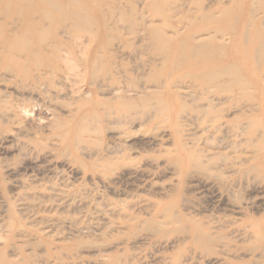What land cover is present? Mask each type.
Segmentation results:
<instances>
[{
	"label": "rangeland",
	"instance_id": "1",
	"mask_svg": "<svg viewBox=\"0 0 264 264\" xmlns=\"http://www.w3.org/2000/svg\"><path fill=\"white\" fill-rule=\"evenodd\" d=\"M0 264H264V0H0Z\"/></svg>",
	"mask_w": 264,
	"mask_h": 264
},
{
	"label": "bare ground",
	"instance_id": "2",
	"mask_svg": "<svg viewBox=\"0 0 264 264\" xmlns=\"http://www.w3.org/2000/svg\"><path fill=\"white\" fill-rule=\"evenodd\" d=\"M76 7V6H75ZM80 9V8H79ZM81 14H82V12H81ZM88 15V14H87ZM90 15V14H89ZM82 17H83V15H81ZM79 19L78 20H80V21H83V22H86V23H88V19L87 18H85V17H83V18H81L80 16H77ZM30 33L28 32V33H26L24 36H25V38H20V39H15V40H11V41H8V44H13V46L15 47V46H17V45H20L21 44V42L23 43V42H26V40H27V38L30 36L29 35ZM246 41V40H245ZM261 46V45H260ZM194 47V46H193ZM205 47H207V46H205V45H199V46H196V47H194L193 48V52L192 53H195L196 55H198V57H199V59L198 60H201V61H207L210 57H211V55H212V53L211 52H209ZM15 67H17L18 69H19V66H17V64H16V66ZM21 72H22V70L21 69H19ZM14 113L16 114V112L14 111ZM16 117H17V115H16ZM21 117H23L22 115L20 116V118ZM172 216H173V214H170V218H172ZM205 239H207L208 237H204Z\"/></svg>",
	"mask_w": 264,
	"mask_h": 264
}]
</instances>
